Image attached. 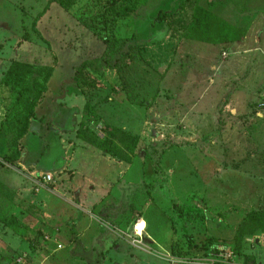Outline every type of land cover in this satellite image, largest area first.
Returning <instances> with one entry per match:
<instances>
[{"label":"rangeland","instance_id":"374dc122","mask_svg":"<svg viewBox=\"0 0 264 264\" xmlns=\"http://www.w3.org/2000/svg\"><path fill=\"white\" fill-rule=\"evenodd\" d=\"M176 1L0 0V121L14 64L53 70L36 135L0 141V264H264V0H187L142 43Z\"/></svg>","mask_w":264,"mask_h":264},{"label":"trees","instance_id":"16d2710c","mask_svg":"<svg viewBox=\"0 0 264 264\" xmlns=\"http://www.w3.org/2000/svg\"><path fill=\"white\" fill-rule=\"evenodd\" d=\"M186 2L187 0H177L176 8L174 10L169 11L160 9L155 12L151 20L147 21V23H145V26L142 27L140 31L137 30V37L139 38V40L141 39V41H144L142 42L144 44H152L158 42L168 31L166 18L173 15L174 13H178V11L183 8ZM221 23L223 26H226V28H228L230 31L232 30L231 26L226 24L224 21H221ZM229 38V36H223L221 41L225 42L229 40ZM89 65L90 64L88 62H82L75 69L73 77L69 80H64L61 83L62 88L65 84L68 83H80L82 81V72ZM12 70H15L17 74H9L7 83L10 85L11 89V108L13 109L12 112L7 111L4 120L0 124V136L2 137L5 134H8L9 132L12 134L16 133V140L18 141L21 140L28 133H31L34 136L37 133L33 127L35 126V124H37V121H42V119H40L41 117L37 116V107L41 103V98L43 97V94L47 91V83L49 81L51 71L53 70L50 68V72L45 76L44 80L35 85L24 81V76L18 74L20 72L17 70L15 64L9 69V71ZM20 82H22L21 85ZM14 88L16 89L15 91ZM59 128L62 129V126ZM125 139L127 142L131 143L132 148L135 147L136 144L135 139L133 137H131L130 135H126ZM113 154L118 160H131L129 156L120 155L118 149L116 152H113ZM3 157L4 160L7 162H12L13 160L6 158V156ZM257 215L258 214H256V217ZM256 227L264 228V222H261L260 220V222L257 223L255 220V228H253L252 231H255ZM30 245L32 246V244ZM212 251H215V249ZM212 251L210 250V252ZM13 263L16 264L17 261H13Z\"/></svg>","mask_w":264,"mask_h":264},{"label":"built area","instance_id":"2783aa9c","mask_svg":"<svg viewBox=\"0 0 264 264\" xmlns=\"http://www.w3.org/2000/svg\"><path fill=\"white\" fill-rule=\"evenodd\" d=\"M262 106H264V100L262 101ZM264 108V107H263ZM43 179L45 182H49L52 180V174L50 173H44L43 174ZM136 228V225L134 226V229ZM136 233V230H135ZM138 238H133L134 243H139L140 239L142 237V234H136ZM228 256L229 254L227 253L226 250L218 249L215 251L213 254L210 255L208 258H198V259H191L188 261V263L191 264H201V263H206V264H230L228 261Z\"/></svg>","mask_w":264,"mask_h":264},{"label":"crops","instance_id":"0c3cea01","mask_svg":"<svg viewBox=\"0 0 264 264\" xmlns=\"http://www.w3.org/2000/svg\"><path fill=\"white\" fill-rule=\"evenodd\" d=\"M154 47V46H153ZM47 90H48V88H47ZM3 117H5V116H3ZM3 121V119L0 121V123ZM3 137V136H2ZM1 136H0V141L3 139ZM136 238V237H135ZM142 238V237H141ZM250 240H252V239H250ZM219 248H216V250L215 251H217ZM215 251H213V252H210L209 254H208V256H206V257H202V256H195V257H185V258H183V259H185V260H182L181 259V261H176V262H174L173 264H190V263H187V261H190L191 259H198V258H203V259H205V258H208V257H210V255L211 254H213ZM14 258V260L13 261H17L16 260V257H13ZM187 259V260H186ZM5 264H7V263H5ZM201 264H206V263H201Z\"/></svg>","mask_w":264,"mask_h":264},{"label":"bare ground","instance_id":"6f19581e","mask_svg":"<svg viewBox=\"0 0 264 264\" xmlns=\"http://www.w3.org/2000/svg\"><path fill=\"white\" fill-rule=\"evenodd\" d=\"M145 222L143 220H139L137 223H136V234H143V232L145 231Z\"/></svg>","mask_w":264,"mask_h":264}]
</instances>
